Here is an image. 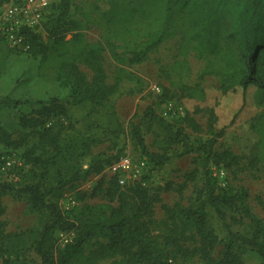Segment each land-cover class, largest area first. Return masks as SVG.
<instances>
[{
	"label": "trees",
	"instance_id": "1",
	"mask_svg": "<svg viewBox=\"0 0 264 264\" xmlns=\"http://www.w3.org/2000/svg\"><path fill=\"white\" fill-rule=\"evenodd\" d=\"M140 1H148L150 5L139 3L131 10L119 8L111 21L119 31L138 15L158 24L156 32L140 49H132L129 62H142L171 35L174 26L180 24L183 50L208 59L203 76L221 78L222 83L217 93L213 94L216 101L210 107L213 124L218 118L215 109L220 103L231 111V124L244 105L251 100H264V0ZM71 2L58 0L56 4L52 1L50 9L56 8L57 11L48 14L42 25L47 41H44L42 32L26 31L32 44L28 51L40 53L44 64L54 61L55 81L68 89L74 100L89 101L93 114L100 113V109L107 106L118 89L117 85L107 83L103 65L102 52L109 49L112 43L110 47L102 43L84 44L82 24L68 18ZM68 34H71V38L66 40ZM70 45L75 47L74 51H70ZM109 50L118 63L124 61L113 47ZM77 60L91 68L94 73L91 81ZM185 89L190 98L204 101L209 96L203 89ZM233 97L237 98L236 104L231 100ZM3 102L8 104L9 101ZM50 106L56 107L54 104ZM44 108L39 114L50 111L48 107ZM143 119L157 124L171 136L179 137L178 131L173 132V124L160 117L153 107L146 109ZM21 124L24 128H33L31 134L37 138L33 147L26 152V158L32 162L28 175L33 180L22 187H17L12 181L0 180L2 264H100L99 250L119 256V259L108 264H172L179 253L190 251L208 264H244L237 250L245 251L248 247L264 257V218L255 214L249 206V190H217V181L208 169L212 159L220 164L221 158L215 153L214 146L225 135L227 126H223L206 142L198 145L183 143L185 149L182 154L196 152L201 157V185H196L195 196L190 198L187 207L179 211L162 204L171 219L179 220L182 228L180 236H184L185 230L193 228L197 245L188 249L175 235V229H169L170 233L159 229L154 213L155 205L161 202V198L140 183L120 185L116 175L111 176L106 190L109 200L117 201V205H86L80 211L66 212L59 202L62 190L100 173L117 161L119 156L104 159L98 155L85 163L91 147L101 140L99 137L87 132L67 133L65 128L54 131L45 128L43 121L27 116L21 117ZM113 130L116 133L119 127ZM132 135L151 160L164 163L168 158L149 151L139 125L134 126ZM3 136L7 142L9 135L4 133ZM175 140L178 142V139ZM7 145L19 147L22 143L8 141ZM36 149L41 153L36 154ZM3 157L0 154V171H5L1 169ZM189 178L196 179V173ZM102 183L95 190H101ZM6 195L26 199L29 206L45 214L47 220L40 228L8 231L2 220L6 211L3 202ZM209 208L215 211L227 228L225 241L219 238L210 222ZM229 211H238L250 220L253 226L250 236L231 229L226 222ZM62 234L69 235L67 241L62 240ZM94 239H104L106 243L100 242L98 247H92ZM222 243L221 257L215 258L214 253Z\"/></svg>",
	"mask_w": 264,
	"mask_h": 264
},
{
	"label": "rangeland",
	"instance_id": "2",
	"mask_svg": "<svg viewBox=\"0 0 264 264\" xmlns=\"http://www.w3.org/2000/svg\"><path fill=\"white\" fill-rule=\"evenodd\" d=\"M52 1L58 3V0ZM139 3L150 5V2L140 0L71 2L68 18L82 24L84 44L102 43L109 46L112 43L110 46L124 58L122 63H118L110 53V46L102 52L107 83L117 85L118 89L107 106L100 109V113L93 114L89 101L74 100L70 91L55 81L54 61L44 64L40 53L29 52L31 49L22 51L11 48L0 42V154L12 161V166L0 171V180L12 181L17 187L33 180L28 175L32 162L26 158V152L33 147L37 138L31 134L33 128L22 126L21 117L37 118L43 121L45 128L54 131L65 128L67 133L87 132L101 140L91 147L85 163L98 155L104 159L116 156L119 159H146L147 166L136 183L161 198V202L155 205L154 213L159 229L166 233H170L169 229H175L176 234L171 232L181 238L186 248L193 249L197 245L193 228L185 230L184 236H180L182 228L179 220L171 219L162 207L165 204L174 211L187 207L190 198L195 196L196 185H201V157L196 152L182 154L185 149L183 143L198 145L206 142L223 126H227L225 135L214 146L215 153L221 158L220 164L212 159L208 165L210 174L216 179L219 191L248 189L249 206L255 214L264 218V100H251L244 105L231 124V111L220 103L215 109L218 118L213 124L210 107L216 101L213 94L217 93L221 78L203 76L208 59L183 50L180 24L175 25L171 35L142 62H129L132 49H140L156 32L158 24L138 15L119 31L111 21L119 8L131 10ZM53 11L57 9L52 8L48 13ZM38 31L47 41L44 29ZM70 38L71 34H68L66 40ZM68 48L75 50L73 45ZM77 63L91 81L94 76L91 68L81 60H77ZM186 87L203 89L209 96L204 101L190 98L186 94ZM231 100L237 103L236 97ZM3 101L9 102L6 104ZM238 102L241 104L240 98ZM50 104L56 107L50 108ZM44 107L50 111L39 114L45 110ZM148 107H153L160 117L172 123L173 132L178 131L179 137L171 136L157 124L145 121L144 113ZM135 125L140 126L150 152L168 157L164 163L151 160L137 144L132 135ZM117 127L119 130L114 133L113 129ZM4 133L9 135V142H20L22 145H7L8 141L3 140ZM40 153L36 149V154ZM108 168L106 166L100 173L64 188L59 197L62 208L71 213L80 211L86 205H117V201L111 202L107 196L106 189L111 178ZM221 168L225 170L223 177L219 175ZM192 173H196L194 180L189 178ZM101 181L102 189L95 190ZM3 202L6 211L2 220L10 232L40 228L47 220L45 214L33 210L24 198L6 195ZM209 212L212 226L219 238L225 241L228 232L224 222L213 209L209 208ZM226 222L233 231L242 235L250 236L253 232L250 220L238 211H229ZM62 236L63 241L69 237L67 234ZM100 242L106 243V240L94 239L92 247H98ZM222 250L223 243L217 247L214 257L220 258ZM192 252L179 253L172 264H208L199 255H192ZM237 253L244 264H264V257L255 249L248 247L245 251L237 250ZM99 258L100 264H108L119 259V256L99 250Z\"/></svg>",
	"mask_w": 264,
	"mask_h": 264
},
{
	"label": "built area",
	"instance_id": "3",
	"mask_svg": "<svg viewBox=\"0 0 264 264\" xmlns=\"http://www.w3.org/2000/svg\"><path fill=\"white\" fill-rule=\"evenodd\" d=\"M50 5L51 0H5L0 6V42L22 51L30 50L32 44L25 32L42 28ZM146 163L145 158L136 160L125 157L111 163L108 170L111 176L118 177L120 185L126 186L136 183L142 177ZM10 166L11 159L3 157L1 169L6 170ZM219 175H225L223 168L219 169Z\"/></svg>",
	"mask_w": 264,
	"mask_h": 264
}]
</instances>
